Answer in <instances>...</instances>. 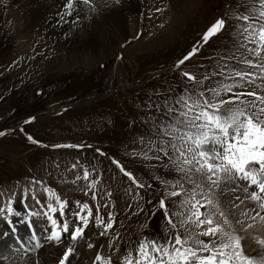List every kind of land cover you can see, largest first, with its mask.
Wrapping results in <instances>:
<instances>
[{
  "label": "rangeland",
  "instance_id": "obj_1",
  "mask_svg": "<svg viewBox=\"0 0 264 264\" xmlns=\"http://www.w3.org/2000/svg\"><path fill=\"white\" fill-rule=\"evenodd\" d=\"M178 1L108 0L106 4L96 1L97 10L108 13L105 9L110 6L111 14L118 15L122 21L115 34L110 35L111 40L101 42V37L95 38L98 44L91 45L83 43V27L69 36L75 41L66 37V40H55L45 29L27 28L22 12L15 9L11 0H0V126H9L25 119L26 115L44 113L62 104L69 106L45 119L36 115L27 129L8 131L0 137V193H3L0 199L13 196L15 201L17 199L15 208L22 210L18 198L35 178L52 186L70 206L76 200L87 201L95 210L90 195L81 191L86 182L81 179L76 184L71 183L78 173L82 175L81 165H94L96 173L92 178L99 181L96 191L112 194L99 202L101 205L109 199L114 202V207L102 208V212L105 216L109 210L116 214L112 235L119 232L121 239L113 248L118 247L119 251L109 252L107 240L103 242L102 237L94 235L91 242L96 247L89 250L87 239L81 241L71 264H92L98 249L112 255L113 264H119L125 242L145 235H163L165 220L156 206L163 186L155 178L173 179L179 174L163 167L161 160H146L133 153L147 150L146 142L150 137L155 138L156 125L170 119L165 115L166 102L171 106L180 94L202 90L183 73H190L200 81L218 71L217 65L225 62L222 57L240 36L237 26L242 21L236 16L248 14L245 9L249 5V0ZM60 8L53 10L57 12ZM133 8L138 11L132 12ZM221 17L226 20L224 30L207 44L199 43L206 29ZM109 28V24L104 26L103 32ZM95 30L94 34H99L98 29ZM194 46L199 47V52L176 67L177 61ZM218 79L220 77L210 76L203 87L214 86ZM36 89L40 90L38 95H35L39 91ZM76 100L80 103H71ZM29 135L38 140V144L31 143L27 139ZM59 142L84 147L82 150L53 149L54 143ZM157 155L163 157L162 153ZM77 160L79 164L73 170L71 165ZM113 160L119 161L145 184L143 189L132 186L134 192L139 191V197L129 194L131 182ZM37 195L44 200L42 192ZM27 203L30 207L34 205L31 195ZM17 219L13 217L14 224ZM9 229L0 219V231L8 233ZM90 231L100 229L90 228ZM8 234L14 242L13 235ZM12 244L19 247L17 243ZM9 247L6 241L7 250L3 248L1 253L10 258L9 252L13 249ZM63 248L64 245L59 249L54 247L48 253L40 249L39 257L33 255V264L37 259L42 260V264H51V259L55 262ZM247 252L255 255L249 248ZM3 264H10V259Z\"/></svg>",
  "mask_w": 264,
  "mask_h": 264
},
{
  "label": "snow or ice",
  "instance_id": "obj_2",
  "mask_svg": "<svg viewBox=\"0 0 264 264\" xmlns=\"http://www.w3.org/2000/svg\"><path fill=\"white\" fill-rule=\"evenodd\" d=\"M77 4H82L89 12L97 10L96 0H66L70 15ZM245 10L248 14L236 16L242 21L237 26L240 39L222 57L225 62L217 65L218 71L200 81L190 73H183L202 90L180 94L174 105L166 102L165 115L170 119L156 125L155 138L150 137L146 142L147 150L133 153L146 160H161L163 167L179 175L173 179L155 178L163 186L156 205L165 220L163 235H145L125 242L119 264H264V0H249ZM225 25V18L217 19L206 29L199 43L207 44ZM199 50L194 46L176 67ZM210 76L220 79L214 86L203 87ZM3 135L5 133L0 131V136ZM27 139L37 143L30 135ZM53 147L82 150L84 145ZM149 152L153 155L149 156ZM157 153H162L163 157ZM113 163L131 182L129 194L139 197V191L134 192L132 186L143 189L145 184L119 161L113 160ZM78 164L79 160L71 168L75 170ZM81 167L82 175L78 173L71 183L76 184L81 179L86 182L81 191L90 195L95 210L87 201L76 200L70 206L52 186L35 178L24 188L23 210L15 208L13 196L0 199V219L11 227V234L15 236L17 232L13 217L30 230L26 241L16 237L19 247L15 248L17 258L12 264L19 261L28 264L24 258L39 255L45 244L57 249L64 245L55 264H71L81 241L87 239L89 250L96 247L91 242L94 235L111 237L109 252L119 251L118 247L113 248L121 239L119 232L112 235L116 214L109 210L105 216L102 212V208L114 207V202L110 199L103 205L99 202L112 194L96 191L99 181L92 178L96 173L94 165ZM236 190L243 195L229 198L228 194ZM38 192L44 194L43 201ZM29 195L34 202L31 207L27 203ZM36 219L42 221L40 231L36 229ZM90 228L100 231L86 237ZM8 235L0 233V237ZM253 243L257 248L255 255H250L247 249ZM7 259L10 258L0 253V264ZM35 264L42 262L37 259ZM92 264H113V257L98 249Z\"/></svg>",
  "mask_w": 264,
  "mask_h": 264
},
{
  "label": "bare ground",
  "instance_id": "obj_3",
  "mask_svg": "<svg viewBox=\"0 0 264 264\" xmlns=\"http://www.w3.org/2000/svg\"><path fill=\"white\" fill-rule=\"evenodd\" d=\"M64 1H59V0H11V3L15 6V9H18L22 12V17L25 20L27 28H30V29L33 28V30H35L36 27H38V29H45L46 33L50 34L52 38H54L55 40L62 41L66 37L69 41H75L73 38L70 39L69 36L70 35L73 36L74 34L72 33L77 34L78 27H83L84 28L83 30L85 32L84 39H82L83 43L95 45V43L98 44L95 38L101 37L102 38L100 40L101 42H106L108 40H111L112 37L110 35L111 34L114 35L115 34L114 32L117 31L116 29L121 25L122 20L119 19L118 15H115L114 13L111 14L112 10L110 11V6H107V9H105L106 11H108V13H104V12L101 13L100 12L101 9L96 10L95 12H89L88 9L82 4H77L76 8H81L83 9V11L81 12L79 9H75V11H72L70 15L69 14L70 10L67 9L66 2ZM96 1L98 2V0ZM99 1H103L102 3L104 4L108 3V0H99ZM109 1H112V0H109ZM97 2H96V5H98ZM178 2L185 3L184 0H179ZM56 7H59V8L61 7V8L59 11L54 12L53 8H56ZM138 8H133L131 9V11L137 12ZM77 12H80V13L77 14ZM108 24L110 25V28H109L110 30L109 31L107 30V32H103V30H106V29H103V27L108 26ZM95 25H97L96 26L97 28H95ZM95 29H98L97 33L99 34H94V31H96ZM240 195H243V194L239 192L238 190H236L232 193H229L228 197L231 199H235L236 196H240ZM19 204L21 205L20 200H18V205ZM36 220L39 221V219H36ZM22 226L24 227V230L22 229ZM35 226H36L37 231H40L42 228V221H40L39 224L35 222ZM5 227L6 226L3 225L2 230H4ZM16 229H17V232L15 236L11 235L14 242H12V239L10 237H0V253H1V250L6 246V241H8V245L10 246L9 248L13 249V252H9L11 256L10 264H12V260L17 258V254L15 252V248L17 246L13 245L12 243H16V237H19L18 234L20 235L21 238L30 236L29 230L28 229L26 230L23 224H20V223L17 224ZM2 230L0 231V233H2ZM8 233H11V227ZM9 238L11 240V244L9 242ZM52 248L54 247L50 244L48 246L45 245L44 248L42 249L45 250L46 253H48L49 251H51L50 249ZM256 248H257V245L253 243L249 249L250 251L255 253ZM33 255L37 257V255L35 254H30L28 257H25L24 260H27L28 264L30 263L33 264ZM42 257H45V256H42ZM52 260L54 259L50 260L51 264H55V262H53ZM18 264H23V261H19Z\"/></svg>",
  "mask_w": 264,
  "mask_h": 264
}]
</instances>
